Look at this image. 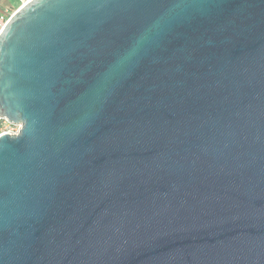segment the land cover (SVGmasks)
Masks as SVG:
<instances>
[{
    "label": "water",
    "instance_id": "95a60500",
    "mask_svg": "<svg viewBox=\"0 0 264 264\" xmlns=\"http://www.w3.org/2000/svg\"><path fill=\"white\" fill-rule=\"evenodd\" d=\"M0 118V264H264V0H29Z\"/></svg>",
    "mask_w": 264,
    "mask_h": 264
},
{
    "label": "rangeland",
    "instance_id": "374dc122",
    "mask_svg": "<svg viewBox=\"0 0 264 264\" xmlns=\"http://www.w3.org/2000/svg\"><path fill=\"white\" fill-rule=\"evenodd\" d=\"M21 5L18 0H0V30Z\"/></svg>",
    "mask_w": 264,
    "mask_h": 264
},
{
    "label": "built area",
    "instance_id": "2783aa9c",
    "mask_svg": "<svg viewBox=\"0 0 264 264\" xmlns=\"http://www.w3.org/2000/svg\"><path fill=\"white\" fill-rule=\"evenodd\" d=\"M18 1L22 5H24L29 0H18ZM19 130H20V125L12 124V123L8 122L7 120L0 118V136L4 135V134L15 135V134H17L19 132Z\"/></svg>",
    "mask_w": 264,
    "mask_h": 264
}]
</instances>
